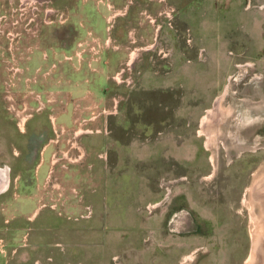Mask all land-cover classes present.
Masks as SVG:
<instances>
[{"label": "rangeland", "instance_id": "1", "mask_svg": "<svg viewBox=\"0 0 264 264\" xmlns=\"http://www.w3.org/2000/svg\"><path fill=\"white\" fill-rule=\"evenodd\" d=\"M112 1L106 0L110 16L116 13ZM187 1L183 9L156 13L151 34H142L151 38L139 40L142 47L126 46L112 81L105 82L109 93L98 82L96 98L90 92L85 99L77 97L65 88L66 81L59 82L67 64L60 72L48 66L36 71L39 53L30 64L0 62V78L5 68L8 76L37 75L44 85L38 89L28 86L30 81L23 85V77L14 79L19 128L8 118L0 90V168L8 170L10 193H30L62 216L91 219L98 210L93 201L104 214L124 212L108 206H126V224L79 223L80 232L98 247L109 234L110 240L121 235L128 249L143 250L145 264L165 257L181 264L192 255L191 264H245L253 240L244 200L254 173L264 165V112L250 126L233 128L243 148L228 150L218 142L216 164L201 122L221 96L226 107L250 96L264 100V0ZM59 2L61 15L51 25L79 27L81 44L63 43L57 56L63 62L99 58V49L85 41L90 26L105 34L95 6L102 2ZM74 10L86 14L90 24L82 17L72 20ZM110 20L106 31L116 17ZM68 108L74 112L62 115ZM31 114L35 117L27 121ZM50 139L57 150L44 149ZM41 151L45 162L36 175ZM66 204L84 208L73 215ZM147 218L152 223L146 224ZM28 226L30 242L37 241L38 222ZM61 227L71 228L69 223Z\"/></svg>", "mask_w": 264, "mask_h": 264}, {"label": "crops", "instance_id": "2", "mask_svg": "<svg viewBox=\"0 0 264 264\" xmlns=\"http://www.w3.org/2000/svg\"><path fill=\"white\" fill-rule=\"evenodd\" d=\"M97 1L102 2L95 3V6L106 24L105 34L95 31L92 26L88 25L91 29V36L86 37L90 40L85 41V44H90V48L99 49V58L78 56L76 61L74 58L71 62L62 61L63 64H67L65 65L67 70L62 72V78L59 80L61 83L66 81L65 88L68 87L67 89H70L74 95L78 94L77 97L80 96L82 99L87 97L88 92L96 98L99 91L95 89L102 87L98 86V82L112 81L114 71L118 70V65L125 57L128 44H132L133 47H136L135 45L142 47L140 41L144 38H151L142 36V34H151L149 27L153 28V22L156 21L153 18L157 17L156 13L171 11V8L183 9L188 4L187 0H111L116 13L113 12L110 16L109 11L112 9L107 6L106 0ZM101 5L104 6L105 12L102 11L104 8H100ZM80 17L85 20L86 14L78 10L71 12L72 20L75 18L80 20ZM113 17H116V20L112 22L114 24H111L110 29L112 30L106 31L107 23L111 21L110 19H114ZM151 17V20L147 19ZM85 22L90 24L86 20ZM78 29L79 27L74 25L70 29H62L63 43L70 42L71 45L79 46L81 43L78 38L81 32ZM73 33L76 34L75 38L71 37ZM136 35H140V39H136ZM69 37L70 40H68ZM111 42H116L119 48H114ZM58 83L49 85L57 87ZM108 88L109 86L105 83L103 91L109 93ZM69 112L71 115L74 110L68 108L61 111L62 115ZM9 188L7 186L0 190V264H30L32 255L38 256L33 264H145L143 253L139 254L141 249L136 248V245L133 248L130 245L128 249L121 235L117 239L110 240L111 235L109 234L106 239L104 238L106 243L98 247L89 234L82 233L79 229L80 222H85L86 225L95 221L103 224H126L128 218L126 206H108V209H123L124 212L104 214L98 211L103 207L93 201L94 209H98L96 214L91 219L79 221V217L62 216L64 212L59 215L56 210H53L51 204H41V201L36 200V197L34 198L30 193H20L15 190L10 193ZM82 208L84 207H80L79 204L65 205V210L69 209L73 215L78 214ZM85 217L88 216L81 218ZM147 219L146 224L152 223L149 222L152 221L151 218ZM35 221L39 225L38 238L37 241L34 239L31 243V233L27 231L30 230L28 223ZM65 223H69L71 228L61 227ZM167 224L169 221L166 222ZM52 226H54V232H50ZM135 250L137 253L134 252ZM172 259L173 257L170 259L165 257L159 261V264H171Z\"/></svg>", "mask_w": 264, "mask_h": 264}, {"label": "flooded vegetation", "instance_id": "3", "mask_svg": "<svg viewBox=\"0 0 264 264\" xmlns=\"http://www.w3.org/2000/svg\"><path fill=\"white\" fill-rule=\"evenodd\" d=\"M59 1L61 0H0L1 64H30L31 60L35 56V53H39V57L36 58L38 64V67H35L36 71L42 70L44 66H48L50 70L57 69L60 72L62 60L57 55L62 53L63 31L59 25H51L54 24L58 20L57 18L61 15V5L58 6L60 3ZM53 6L56 8L54 9L55 12H47V9ZM57 7H59V9H57ZM53 28L55 29L52 31ZM71 37L75 38L76 34H71ZM7 69L10 68L7 66ZM4 72L5 73H2L0 78V80H2L0 90L5 104L3 107L5 112H10V116H8V118L11 120L13 125H16L19 128V122L16 120L18 114L15 112V106L13 104L15 91L14 87L18 86L15 84L14 79L18 77L17 80H21V77H23V85H28L27 83L30 81L31 83L28 86L33 87L37 85L36 88L38 89H41L44 85L41 84L40 79L37 80V75L32 76L35 77L32 79L28 77L31 76L30 73L23 74L25 76H18L15 74H10V76H8L9 74L5 68ZM42 96L44 95H41V97ZM43 109H45V107L38 108L37 110ZM32 117H35V115L31 114L27 121ZM52 141L53 140L50 139L47 143H45L46 145L44 149L50 145L53 149L57 150L55 147L56 145L51 143ZM41 154L42 151L40 152L38 158L36 175L39 167L45 162ZM48 161H50V158L47 160L46 172L49 167ZM192 257L193 255L181 264H191ZM249 258L250 256L248 259Z\"/></svg>", "mask_w": 264, "mask_h": 264}, {"label": "bare ground", "instance_id": "4", "mask_svg": "<svg viewBox=\"0 0 264 264\" xmlns=\"http://www.w3.org/2000/svg\"><path fill=\"white\" fill-rule=\"evenodd\" d=\"M224 97L215 100L213 108L207 111L201 122V132L207 136L208 147L213 150L215 164L218 142L221 141L228 150L243 148L234 131H239L242 124L250 126L251 122L264 112V100L256 102L250 96L226 107L223 105ZM234 127L236 129L232 131ZM9 179L7 168H0V190L8 186ZM247 196L244 203L251 216L253 248L245 264H264V165L254 173Z\"/></svg>", "mask_w": 264, "mask_h": 264}]
</instances>
